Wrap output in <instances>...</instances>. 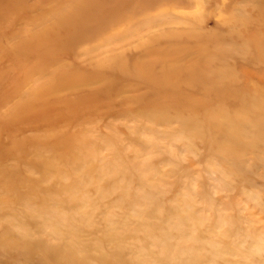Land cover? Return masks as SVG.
<instances>
[{
    "label": "rangeland",
    "instance_id": "374dc122",
    "mask_svg": "<svg viewBox=\"0 0 264 264\" xmlns=\"http://www.w3.org/2000/svg\"><path fill=\"white\" fill-rule=\"evenodd\" d=\"M0 264H264V0H0Z\"/></svg>",
    "mask_w": 264,
    "mask_h": 264
}]
</instances>
